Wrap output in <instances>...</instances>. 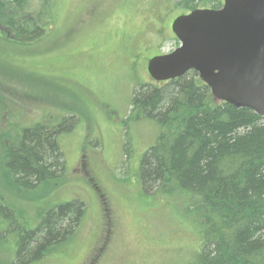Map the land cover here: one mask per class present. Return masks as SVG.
Wrapping results in <instances>:
<instances>
[{
    "label": "rangeland",
    "instance_id": "374dc122",
    "mask_svg": "<svg viewBox=\"0 0 264 264\" xmlns=\"http://www.w3.org/2000/svg\"><path fill=\"white\" fill-rule=\"evenodd\" d=\"M55 1V23L40 39L17 45L0 32L1 203L30 229L51 206L85 205L75 234L35 264H183L197 251L193 233L181 223L179 196L141 189L139 159L155 128L131 118L129 104L138 83H155L147 61L177 46L171 21L186 10L165 14L161 0ZM40 122H64L62 177L15 190L3 181V147ZM12 238H0V264L13 259Z\"/></svg>",
    "mask_w": 264,
    "mask_h": 264
},
{
    "label": "trees",
    "instance_id": "16d2710c",
    "mask_svg": "<svg viewBox=\"0 0 264 264\" xmlns=\"http://www.w3.org/2000/svg\"><path fill=\"white\" fill-rule=\"evenodd\" d=\"M161 1L165 14L179 4L187 11L220 4ZM55 3L0 0L3 38L23 46L40 39L55 23ZM129 106L131 118L155 128L154 142L139 159L142 191L179 196L181 223L193 233L197 251L183 264H264V117L216 99L193 70L158 84L138 83ZM64 130V122H40L7 135L5 184L32 190L61 178L57 139ZM11 209L0 198V238L11 234L15 247L9 264H35L75 234L85 205L72 199L51 206L31 229Z\"/></svg>",
    "mask_w": 264,
    "mask_h": 264
},
{
    "label": "water",
    "instance_id": "95a60500",
    "mask_svg": "<svg viewBox=\"0 0 264 264\" xmlns=\"http://www.w3.org/2000/svg\"><path fill=\"white\" fill-rule=\"evenodd\" d=\"M223 1L175 17L181 44L150 58L148 73L163 81L195 70L215 98L264 116V0Z\"/></svg>",
    "mask_w": 264,
    "mask_h": 264
},
{
    "label": "bare ground",
    "instance_id": "6f19581e",
    "mask_svg": "<svg viewBox=\"0 0 264 264\" xmlns=\"http://www.w3.org/2000/svg\"><path fill=\"white\" fill-rule=\"evenodd\" d=\"M178 77H180V76H178ZM176 78V77H175Z\"/></svg>",
    "mask_w": 264,
    "mask_h": 264
}]
</instances>
